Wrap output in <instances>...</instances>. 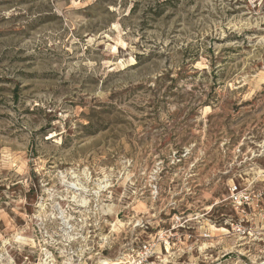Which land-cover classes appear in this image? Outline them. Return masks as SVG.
Listing matches in <instances>:
<instances>
[{"label":"rangeland","instance_id":"374dc122","mask_svg":"<svg viewBox=\"0 0 264 264\" xmlns=\"http://www.w3.org/2000/svg\"><path fill=\"white\" fill-rule=\"evenodd\" d=\"M258 2L0 0V264H264Z\"/></svg>","mask_w":264,"mask_h":264},{"label":"built area","instance_id":"2783aa9c","mask_svg":"<svg viewBox=\"0 0 264 264\" xmlns=\"http://www.w3.org/2000/svg\"><path fill=\"white\" fill-rule=\"evenodd\" d=\"M249 1V4H251L252 5V8H257L258 6H259V4H257V2L258 1H261L260 2V6L262 5L263 6V8H264V0H248ZM259 3V2H258ZM250 5V6H251ZM236 191H237V189L235 190V192L234 193H236ZM233 199L235 200V201H238V197H234L233 196ZM250 198L249 197H244L243 196V203L244 204H247V203H250ZM150 250H151V246L150 245H144L143 246V248L141 249V252H142V256H141V259L143 260V261H146L148 258H150L149 256H150V254H151V252H150ZM138 259H139V257H138Z\"/></svg>","mask_w":264,"mask_h":264},{"label":"bare ground","instance_id":"6f19581e","mask_svg":"<svg viewBox=\"0 0 264 264\" xmlns=\"http://www.w3.org/2000/svg\"><path fill=\"white\" fill-rule=\"evenodd\" d=\"M84 202H83V204L84 203H87L86 202V200L84 199L83 200ZM64 215V214H63ZM66 221V220H65ZM66 223H68V222H66ZM70 225V224H69ZM222 231L224 232V233H227V234H229V232L226 230V229H222ZM72 238V237H71ZM18 239H20V237H18ZM242 241V240H241ZM205 245V244H204ZM206 248V247H205ZM46 252V251H45ZM66 253H67V251H66ZM64 257V256H63ZM68 257V256H67ZM52 259V258H51ZM48 260H49V258H48ZM45 261V260H44ZM47 261V260H46ZM53 261V260H52ZM50 263V262H49ZM48 263V264H49ZM68 263V262H67ZM121 263V262H120ZM119 262H114V261H112L111 260V262L110 261H106V260H104V261H100V264H120ZM42 264V263H41ZM45 264H47V262L45 263Z\"/></svg>","mask_w":264,"mask_h":264}]
</instances>
